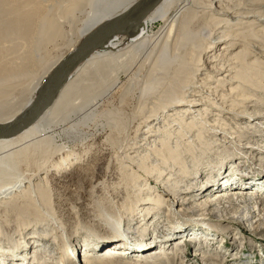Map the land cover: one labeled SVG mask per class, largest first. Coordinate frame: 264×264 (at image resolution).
<instances>
[{
	"label": "rangeland",
	"instance_id": "rangeland-1",
	"mask_svg": "<svg viewBox=\"0 0 264 264\" xmlns=\"http://www.w3.org/2000/svg\"><path fill=\"white\" fill-rule=\"evenodd\" d=\"M263 3L264 0L255 4L245 3L244 7L254 11L255 7ZM69 6H71V3L67 2L61 8V3H59L56 4V9L53 8L55 9V15L46 13V16H51L47 21L54 19V23H51L53 27H50L46 32V35L49 33L54 34L49 36L46 45L48 52H43L39 44L35 45L36 53H38L37 59L40 60L38 61L39 63L44 62V58L51 56L48 64H40L43 68H49L55 60L62 56V58L66 59L74 44L78 42L77 46L79 47L85 39L77 37L76 27L83 24L85 18L87 19L89 9L87 13H78V6L75 4H72L71 7ZM171 14H174V10ZM76 16L77 18H75ZM71 18L76 20L68 24L67 19ZM161 25L162 23L151 25L150 35L156 34ZM237 28H241V26ZM246 33L250 34V38L256 36L255 39H259L262 42L260 45H256L260 50L259 52L256 53L248 49L250 54H252L249 63L253 65V62L258 61L253 65V68H258L259 65H264V29L258 28L255 31H250L249 29ZM243 49L234 47V49L230 50V55L226 54L223 60H230V63L234 65L238 59L242 58L240 61L244 63V58L246 57L243 53H239ZM220 52L218 50L216 53ZM212 54L210 53L209 56ZM188 62L189 57L185 58V61H182L179 66L176 62H172L175 69L171 68L170 70H174L173 76L174 73L177 75L174 77L166 75L164 77L168 82L174 83V85L166 89L165 96L163 95L165 99L160 98V101L156 102L155 107H153L152 101L154 99H151V96L157 91V83L160 84L162 82V80H156L158 73L146 82L142 80L145 73L141 75L140 80L136 79L135 74L126 77L120 89H117L115 93L102 101L90 125L82 130L84 137L81 142L79 140H76L74 144H68L63 140L56 142L59 146L66 144L67 150H73V153L77 154L76 158H74V164L61 166L58 169L54 167L48 172H43L39 177L40 180H27L26 182L28 183L25 186L29 190L25 193L26 202L23 204H15L13 202L14 199L0 198V247H4V254L13 253L12 250L14 248L10 245L7 246L8 244L5 243L12 239L15 243L20 242L21 245L17 249L19 253L27 251L26 254L31 253V256L34 253L33 248L43 245L42 241L43 243L50 241L49 244L53 247L50 257H42L41 260L37 259V263L68 264L71 258L74 257V260L71 261L72 264H79V257L80 260H84L83 258L87 256V252L84 249L92 238L104 235L117 236L113 224L108 223L113 221L122 232L129 233L134 231V238L141 241L143 246L141 249L144 252H141L140 255L144 256V258H140V255L132 254L134 259L136 258L140 261L139 264H197V262L204 264L201 259L202 256L194 259L196 254L201 253L202 255L207 254V257H212L213 261L208 260L207 264H264V192L254 190L252 193H258L260 200L257 197L254 199V196L247 197L246 210L249 209L248 212L235 211L231 212V215L229 210L234 207L232 204L216 205L213 207L215 209L210 208L199 213L198 208L205 206L207 203L213 204L212 201L215 199H209L212 194H209L210 197L203 195V193L194 194L195 188L198 186L207 188V179H213V172L216 173L218 171L219 165L224 167L226 163L230 165L237 162L244 164L246 159L245 161L248 162L249 160L254 169L260 168L258 173L264 174V151L258 155H252V149L256 146L264 148V117H262V114H264V88L257 85L262 86L261 81L257 79V84L250 81V91L244 89L246 94L250 92L249 95L242 94L243 92L240 93L237 90L240 88L239 82H235L232 74L224 73L217 78L222 80L224 86H219L213 81V84H208L207 89H204L206 86H203L200 81L205 79L207 71L205 69L210 68V66L204 64V71L199 72L195 71L190 65L188 67L183 66V64ZM248 71L245 73L246 78L248 76L251 78L255 77L251 71ZM194 73L195 76L193 77ZM177 76L179 77L177 78ZM27 77H29L28 80L31 79L33 81V84L41 83L37 76L28 75ZM197 77L200 79L195 80ZM250 77H248V81ZM186 78L188 79L183 82ZM152 79H155L156 82H153ZM150 80L152 81L151 83L149 82ZM191 82H194V85H191ZM30 85L31 82L26 85L22 84L19 88L6 90V94L9 96H6L5 92H3L4 94L0 93V120H5L15 113L16 108L14 106L17 107L18 104L26 101L25 99H27L28 95L35 97L37 92H34L33 95L32 90H30L32 86ZM180 86L184 89L181 92ZM42 88L43 86L39 89L37 97ZM20 91L22 94L17 95L20 99L16 98L13 101V94H18ZM199 91L204 92L205 100H209L214 108L211 105H203L200 117L194 121L191 117H188L187 123L191 124V127H189L191 129L187 130V128H184V124H182L184 126L182 127L178 123L172 122L171 118H167L170 119L169 121L162 118L161 110L175 95L176 99L190 96H196L195 99H197ZM141 94H144L142 101H140ZM2 95L6 96L5 99L8 103L3 100ZM202 99L204 100V98ZM5 105L8 106L6 107ZM19 107L20 105L17 108ZM185 107L187 105L180 106V108ZM174 111L176 113V110ZM204 111H206L205 114ZM168 115L170 114L167 113L166 116ZM155 116H159V121L154 120L151 122ZM259 116L261 117L259 118ZM175 117L172 116V120L180 121ZM149 123H151L150 126ZM104 126L109 128H103ZM150 130L153 133L151 132L148 135L147 133ZM55 134H60V131H56ZM257 135L259 137H255ZM161 144H166V147L169 144L171 147L170 151L173 150L172 152L177 156V162H179V158L181 159L180 163L175 165V167V161L168 163V166L173 167V169L168 168L167 165L162 166V168L155 167L156 165L159 167L160 163L157 160L158 156H154L152 151L157 146V148L161 149ZM152 146L154 147L153 149ZM244 146L249 147L250 151L248 153L244 151V154H241L240 151ZM237 156L244 158V160H235ZM136 157L139 158L137 159ZM148 158L149 161H146ZM141 160L143 163L146 161V164L150 162L148 163L149 166L147 165L146 168H143L148 173L138 168ZM44 163L41 160L28 164L26 169L29 171L26 174L36 173L38 168L45 166ZM181 165L186 172L189 171L190 173L180 172L179 168ZM207 170L210 171L209 177L204 180L203 178L201 179L203 171ZM251 171H243V173H251ZM161 173H163L162 179L168 174L164 182L161 181V178L158 182H155L156 179L148 181L147 174L159 176ZM171 173L175 177H170ZM3 174L6 181L8 174ZM187 176L190 179L185 182ZM151 181L157 187L153 186L150 183ZM184 182L185 184L183 185ZM256 182L262 184L261 180ZM246 185L245 187L241 186L234 189H244L248 192L249 189H253V186ZM183 186L185 190L179 192ZM148 188H152L153 194L150 195H153V197L159 191L164 195L169 192L170 196L165 195L164 197L166 202L163 206V209H167L168 212L158 209L157 212L159 213L156 214L154 220L149 224L143 222L139 226L135 225L136 220L141 215L136 217V220H132V222H128V220L124 222L125 218H130L134 212L137 213L138 208L141 209V203H139L137 209L135 205L137 200L141 201V198L148 197ZM10 197L14 198V195ZM204 198L207 200L206 202H204ZM200 199L203 201H200ZM191 201H195L194 204L190 205ZM182 203L185 204L182 205ZM236 205H239V203H236ZM151 207L155 209V206ZM178 209L184 212L181 213V210ZM223 209L228 212L227 218L235 220L234 222L231 221L233 223L220 225L219 220L227 219L222 218V214H220ZM191 212L193 214H190ZM162 213L165 214L162 215ZM122 218L124 220L119 223L120 225L116 224ZM177 220H180L185 225L189 223L190 225L188 226L195 227L198 231L194 230L187 234H178L173 239V244L170 243L168 245V242H166L167 245L163 252L175 253L177 257L176 262L170 263L161 259L162 257L167 258L166 255L160 256V258L159 256H154L155 250L159 249V247L163 249L165 245L156 247L152 244L149 248V246H144L143 243H151L154 235L161 231L163 224L173 227L178 222ZM149 229L152 235L147 238L146 231ZM165 229L167 228H164V231ZM196 233L210 234V239H216V241L210 240L209 243L216 244V246L213 247L211 244L208 245L210 246L208 248L205 242L209 239L204 240L202 238L201 243L200 239L197 240L198 236H196ZM230 235L234 237L233 240H230ZM126 236L129 235L127 234ZM30 237H34L37 241L35 239L30 241L32 246L30 244L29 247L26 242ZM65 242L68 243V248L74 249L75 255H67L68 248L67 244L65 246ZM113 248V246L110 248L104 244L99 254V259L106 262L104 264H136L135 260L128 259L125 263L123 258L109 256L108 252ZM232 253L237 254L233 257ZM91 255L96 256L94 254ZM239 256L242 258L241 261H238L239 258L233 259ZM0 258H5L2 253H0ZM0 264H2L1 261Z\"/></svg>",
	"mask_w": 264,
	"mask_h": 264
},
{
	"label": "bare ground",
	"instance_id": "bare-ground-1",
	"mask_svg": "<svg viewBox=\"0 0 264 264\" xmlns=\"http://www.w3.org/2000/svg\"><path fill=\"white\" fill-rule=\"evenodd\" d=\"M137 1L138 0H0V93L5 92V95L9 96L6 94V90L19 88L22 84L26 85L31 82L30 86H32V88H30V90H32L33 95L34 92L38 94L39 89L50 77L52 70L64 59L62 58L63 56L60 57L46 69L41 65L48 64L51 60V56L49 58H44V62L39 63L38 61L40 60L37 59L38 53H36L35 50V45L39 44L43 52H48L46 45L49 36H53L54 34L47 33L48 35H46V32L50 27H53L51 23H54V19L47 21L51 16H46V13L55 15L56 4L61 3V8H63L67 2L71 3V6L75 4L79 7L78 13H87L89 9L87 19L85 18L83 24L76 27L77 37L83 39L99 26L128 10ZM244 2L246 4H255L260 3L261 0H153L142 13L128 22L120 32L114 34L111 39L103 43L66 76L65 80L52 94L44 110L36 119L14 136L0 137V198L9 200L14 199L13 202L15 204H23L26 202L25 193L29 190V188L25 186V184L28 183L26 182L27 180L39 179L43 172H48L54 167L58 169L61 166L74 164V158H76L77 154L73 153V150H67L65 147L66 144L59 146L56 142L60 140L68 144H74L76 140L81 142V139L84 137L82 130L84 127L90 125L102 101L110 97L117 89H120L124 79L131 74H135L136 79L140 80L141 75L145 73L142 80L146 82L153 75L158 73L156 80H162V82L160 84L157 83V91L151 96V99H154V101H152L154 104L153 107L156 106V102L160 101V98L165 99L166 89L174 85V83L168 82L164 77L166 75L173 76L174 70L170 69H175V67L172 65V62H176L179 66L180 63L185 61V58L187 59L188 57L189 62L183 64V66L188 67L190 65L195 71H204V64L210 66V68L208 67L205 69V71L207 70L205 79H201L200 81V83H203V86H206L204 89H207L208 84H213L214 82L219 86H224L222 80L217 79L218 76L224 73L233 75L235 82H239L240 88L237 90L240 91V93L243 92L242 94H246L244 89L250 91L251 82L256 83L258 80L261 81L262 86L256 84L264 88V65L253 68V65L258 61H255V63L253 62V65H251L249 60H251L252 54L248 51V49H250L256 53L259 52L260 50L256 45H260L262 42L259 39H255L256 36L250 38V34L246 33L249 29L250 31H255L258 28L264 29V3L255 7L254 11H252L244 7ZM173 10L174 14H171ZM75 18H77V16ZM75 18L67 19L68 24L75 21ZM246 20L247 22H245ZM155 23H162V25L156 34L150 35V26ZM238 26H241V28H237ZM77 45L78 42L74 44L67 55L74 52L78 47ZM234 47L244 48L239 52L243 53L246 57L244 58V63L240 61L242 58L238 59L234 65L230 63V60H223L226 54L230 55V50L234 49ZM218 50L221 52L217 54L216 52H218ZM210 53L213 54L209 56ZM248 70L255 76L252 78L248 76L250 77L249 81L248 77H245V73H247ZM28 75L39 77L41 83L38 84L37 82L33 84L31 79L28 80ZM175 75L177 74L174 73V76ZM197 75L199 74L197 73ZM194 76L195 73L193 77ZM178 77L179 76H177V78ZM187 79L188 78L184 79L183 82ZM198 79L200 78H195V80ZM156 80L152 79L153 82H156ZM152 81L150 80L149 82L151 83ZM191 85H194V82H191ZM180 89V92L184 90L183 87ZM249 93L250 92H247L248 95ZM15 94L12 96V98L14 97L13 101L16 98L19 100L20 98L17 95H21L22 92L20 91L18 94ZM37 94L35 97H30V95H28L27 99H25L26 101L21 103L22 105H17V107L20 105L19 108L14 106V108H16L15 113L5 120H0V125L8 124L18 118L21 113L26 111L36 100ZM6 96L2 95L5 102H7L5 99ZM198 97L197 99H195L196 96L176 99L175 95L161 110V114L163 115L162 118L165 120L171 118L172 122L178 123L182 127H184L182 125L184 124V128H187V130L191 129L189 128L191 124L187 123L188 117H191L194 121L201 116V108L203 105H211L209 100H205L206 96L203 91H199ZM143 98L144 94H141L140 101H142ZM202 98H204V100ZM183 105H187V107L180 108V106ZM5 106L7 107L8 105ZM212 108L214 107L212 106ZM174 110H176V113ZM167 113L170 115L166 116ZM205 113L206 111H204V114ZM171 115L173 117L177 115L175 118L180 121L175 119L172 120ZM260 117L261 116H259V118ZM262 117H264V114H262ZM158 119L159 116H155L151 122ZM169 120L170 119H167V121ZM150 125L151 123H149V126ZM151 127L149 128L151 129ZM103 128L109 127L104 126ZM151 130L148 131V135H150L151 132L153 133ZM56 131H60V134L56 135ZM255 137H259V135ZM157 147L154 148L152 146V149L154 148L152 151L153 155L158 156L157 160L158 163H160L159 167L157 165L155 167L162 168L164 165L168 166V163H171V161L177 163H174V167L180 163L181 159L179 158V162H177V156L174 155L172 152L173 150L170 151L171 147L169 144L167 146L168 148L166 144H161V149ZM252 150V155H258L263 153L262 151H264V148L262 146H256ZM244 151L248 153L250 148L244 146L240 153L244 154ZM136 158L138 159L139 157ZM133 159L135 160V158ZM238 159L244 160V158L237 156L235 160ZM41 160L45 162V166L38 168L34 174H26L29 171L26 169L28 164L36 163ZM245 160L244 164L230 162V165L226 163L224 167H222L223 165H219L218 171L216 173L213 172L214 177L212 180L210 178L207 179L210 171H203L201 179L208 180L207 188L198 186L195 188L194 194L203 193V195L207 197H210L209 194H212L209 199L211 200L213 198L215 200L212 201L213 204L207 203L205 206L198 208L199 213L222 204H232V206H234L229 210L230 215L231 212L235 211L248 212L249 209L246 210L248 204L247 197L254 196V199L257 197V199L260 200V198H258V193L252 192L254 190L264 192L262 191L264 190V174L258 173L260 168L257 167L254 169L252 164L249 163V160L248 162ZM146 161H149V158ZM146 161L143 163L141 160L138 168H146L148 163H150L147 162L146 164ZM47 164H49L48 167ZM36 166L39 167L38 165ZM168 168L173 169V167L169 166ZM242 170H252L254 173L252 171L251 173H243ZM144 171L148 173V171ZM179 171L185 174L190 173L189 171L186 172L182 165ZM3 173L8 174L6 181L4 180ZM147 175L148 181L156 179L155 182H158L163 173L159 176H154L153 174ZM167 176L168 174H166L163 179L161 178V181L164 182ZM170 177H175V175L171 173ZM189 179V176H187L185 182ZM258 180H261L262 184L256 182ZM150 183L157 187L152 181ZM246 184L253 186V189H249L251 193L244 189H234L241 186L245 187L247 186ZM149 189H151V191H149ZM183 190H185L184 186L181 187L179 192H183ZM150 194H153L152 188H148V197L144 199L141 198V201L137 200L135 208L137 209L139 203H141V209L138 208L137 213L134 212L130 218H125V220L124 218L120 219L116 224L120 225L119 223H121L122 220H124V222H126V220L132 222V220H136V217L140 215L135 225L139 226V224L141 225L143 222L149 224L154 220L156 214L159 213L157 212L158 209L168 212L167 209H163V206L166 202L164 197L165 195L170 196L169 192H166L164 195L159 191L155 197ZM12 195H14V198L10 197ZM203 200H205V198ZM203 200L200 199V201ZM206 201L207 200L204 202ZM194 202L195 201H191L189 204H194ZM236 203H239V205H236ZM183 204L185 203H182V205ZM151 206H155V209H152ZM182 212L184 211L181 210V213ZM164 214L165 213H162V215ZM190 214L193 213L191 212ZM220 214H222V218H227L228 212L226 209H223ZM231 221L234 222L235 220H231L230 218L219 220L221 226L233 223ZM108 223L113 224L117 236L104 235L98 238H92L84 249L87 252V256L85 255L86 257L83 258L84 260H80L79 257V264L106 263L99 259V254L104 244L108 245L110 248L112 246L114 247L108 252L109 256L123 258L125 263L128 259L135 260L136 264H139L140 261L136 258L134 259L132 254L139 256L144 250L141 249L143 247L141 241L134 238L135 232L130 230L129 233L125 231L122 232L113 221ZM177 223H175L173 227H171V225L168 227V225L163 224L161 231L154 235V239L151 243H143L144 246H149V248L152 244L156 247L165 245L163 249L160 247L159 249L155 248L154 256H159L160 258V256L166 255L167 258L162 257L161 259H163V261L167 260L170 263L176 262L177 257L175 253L163 252L167 245L166 242H168L169 245L178 234H187L194 230L198 231L197 228L188 226L190 225L189 223L185 225L182 224L180 220ZM164 228L167 229L164 231ZM183 230L185 231L183 232ZM202 233H196V236H198L197 240L200 239L199 241L202 243V238H204V240L208 238L209 240L205 242L206 246L213 245V243H209L210 240H214L212 238L210 239L211 235ZM127 234L129 236H126ZM151 235L152 232L150 229L147 230L146 237L149 238ZM229 238L230 240L234 239L231 235ZM33 239L35 238H28L26 244L29 245V247L31 244L30 241ZM214 241H216V239ZM5 243L8 244L7 246L10 245L14 249L12 250L13 253L4 254V247H0V253L5 257L0 258L2 264H44L37 263V259L41 260L42 257H50L53 251V247L49 244L50 241H47V243H43L42 241L43 245L33 248V256H31V253L26 254L27 251L18 252L19 250L17 249L21 245L20 242L15 243L12 239ZM66 244L68 248V243L65 242V246ZM27 245L26 247H28ZM214 246H216V244L213 245V247ZM208 248H210V246H208ZM40 249H42V251H40ZM67 253V255L70 256L75 255L74 249L72 248H68ZM236 254L237 253H232V256L234 257ZM196 257H201L204 264H207L208 260L213 261L211 256L207 257V254H196L194 259H196ZM140 258H144V256L140 255ZM237 258H239L238 261L242 260L240 256L233 259ZM72 260H74V257L71 258V261ZM46 261L48 260L46 259ZM71 261L68 262V264H72ZM197 264L199 263L197 262Z\"/></svg>",
	"mask_w": 264,
	"mask_h": 264
},
{
	"label": "water",
	"instance_id": "water-1",
	"mask_svg": "<svg viewBox=\"0 0 264 264\" xmlns=\"http://www.w3.org/2000/svg\"><path fill=\"white\" fill-rule=\"evenodd\" d=\"M153 0H138L128 10L114 17L88 34L79 47L64 59L46 80L40 95L26 111L8 124L0 125V137H12L21 132L44 110L55 90L86 57L97 50L103 43L120 32L128 22L142 13Z\"/></svg>",
	"mask_w": 264,
	"mask_h": 264
}]
</instances>
